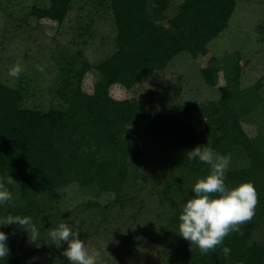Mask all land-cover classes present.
Wrapping results in <instances>:
<instances>
[{"label": "trees", "instance_id": "16d2710c", "mask_svg": "<svg viewBox=\"0 0 264 264\" xmlns=\"http://www.w3.org/2000/svg\"><path fill=\"white\" fill-rule=\"evenodd\" d=\"M75 1L48 0L30 12L36 19L62 21ZM80 1L88 11L111 17L116 27L111 52L94 66L86 59L62 58L51 90L58 101L47 110L24 106L25 91L0 82V180L12 194L10 201L0 204V222L8 215L29 216L41 234L56 226L57 217L66 220L58 193L71 182L83 192L113 191L118 197L124 186L138 179L135 166L141 159L159 154L165 165L180 172L161 189L171 203L166 214L167 241L191 264H264V247L249 243L259 222H264V76L244 92H231L224 85L218 101L172 104L160 113L142 107L134 98L117 101L120 112L108 104L111 86L130 91L182 52L206 55L207 44L228 25L236 1L182 0L176 13L166 19L169 0ZM235 64L237 84L240 66L237 60ZM207 71L205 80L215 85L217 69L211 66ZM89 76L93 85L86 90L82 85ZM101 82L104 85L98 86ZM196 112L204 118L201 129L192 123ZM245 124L254 125L256 132L250 135ZM196 146L239 158L242 164L229 167L225 184L231 189L250 182L259 198L253 220L242 226L243 235L231 233L208 254H201L178 234V217L194 196L193 185L210 174L209 165L187 159L186 153ZM8 175L15 183L7 184ZM5 227L0 226V231ZM27 237L25 232L22 240ZM7 246L9 255L0 264H28L13 244L7 242ZM223 247L231 250L227 258ZM62 252L60 248L54 260L52 254L49 263L65 264Z\"/></svg>", "mask_w": 264, "mask_h": 264}, {"label": "rangeland", "instance_id": "374dc122", "mask_svg": "<svg viewBox=\"0 0 264 264\" xmlns=\"http://www.w3.org/2000/svg\"><path fill=\"white\" fill-rule=\"evenodd\" d=\"M169 1L163 19L175 14L182 2ZM235 1L228 25L207 44L206 55L192 57L182 52L166 67L143 77L130 91L111 86L110 107L119 111L117 101L129 98L153 113L172 104H205L221 98V86H228L231 92L243 91L264 76V0ZM81 2L75 1L65 19L58 21L31 15L33 6L42 7L48 0H0V82L21 87L26 93L24 106L47 110L58 101L51 90L56 85L62 58L77 57L81 62L86 59L94 66L111 52L116 34L111 17L88 11ZM86 26L89 28L85 32ZM236 60L240 66L237 84L233 78ZM17 62L24 67L18 79L8 75ZM211 66L218 71L215 85L205 80ZM92 85L93 78L89 76L82 86L90 90ZM102 85L104 82L98 84ZM262 86L264 90V80ZM203 122L199 112L193 114L192 123L197 129L203 127ZM244 126L250 135L256 132L254 125ZM240 164L239 158L231 157L229 167ZM135 168L140 174L138 179L124 186L118 197L113 191L83 192L76 182H71L58 193L60 209L67 215L65 221L57 217L56 226L43 231L35 244L28 238L22 240L23 229L8 225L3 229L7 242L18 249L28 264H58L49 263V258L53 254L52 259H58L54 254L66 245L55 247L48 233L66 222L79 231L87 247L100 253L98 264H191L167 241L166 214L171 203L161 194V189L179 176V170L165 165L159 154L143 157ZM93 201L98 205L92 206ZM254 241L264 247V222H259L249 243ZM60 259L69 264L65 257Z\"/></svg>", "mask_w": 264, "mask_h": 264}, {"label": "clouds", "instance_id": "9594fccd", "mask_svg": "<svg viewBox=\"0 0 264 264\" xmlns=\"http://www.w3.org/2000/svg\"><path fill=\"white\" fill-rule=\"evenodd\" d=\"M39 71H43L42 67ZM24 67L17 62L9 70L8 75L19 78ZM130 127V126H129ZM188 160L198 159L210 166V174L195 182L192 188L194 196L183 205L178 220V234L189 245L195 246L201 254H208L223 244L225 237L236 232L243 235L242 226L251 222L255 216V210L259 202L255 186L250 182L229 188L225 184V173L229 169L231 156L221 155L211 147L196 146L186 153ZM15 181L11 176L7 177V184ZM12 199V194L0 180V204ZM17 225L28 234L30 243L35 244L40 233L31 217L20 215H8L0 222V226ZM53 245L60 248L66 245L62 255L69 264H98L100 253L90 249L80 239L79 231L66 222L60 223L48 233ZM8 236L0 231V260L9 255L7 246ZM230 248L223 247L225 258L230 254Z\"/></svg>", "mask_w": 264, "mask_h": 264}]
</instances>
